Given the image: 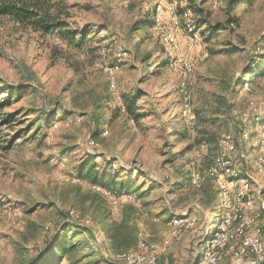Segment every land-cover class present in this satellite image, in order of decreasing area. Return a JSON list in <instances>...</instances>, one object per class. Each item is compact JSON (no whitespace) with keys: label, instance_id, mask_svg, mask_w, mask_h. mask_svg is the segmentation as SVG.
Returning a JSON list of instances; mask_svg holds the SVG:
<instances>
[{"label":"rangeland","instance_id":"obj_1","mask_svg":"<svg viewBox=\"0 0 264 264\" xmlns=\"http://www.w3.org/2000/svg\"><path fill=\"white\" fill-rule=\"evenodd\" d=\"M229 1L195 0V14L181 13L187 0H162L177 11L164 21L161 0H64L70 27L87 31L80 47L1 21L0 98L13 102L0 116V264H36L61 236L75 244L63 263L75 264H124L119 256L142 243L159 264H231L243 233L253 227L264 241V165L253 161L263 151L264 74L249 73L264 59V0ZM128 93L139 96L136 117L125 111ZM243 132L253 133L249 196L234 188L235 210L221 213L210 168L220 142ZM93 157L100 170L116 161L115 188L128 182L131 192L78 178ZM61 256L56 245L42 264Z\"/></svg>","mask_w":264,"mask_h":264},{"label":"trees","instance_id":"obj_2","mask_svg":"<svg viewBox=\"0 0 264 264\" xmlns=\"http://www.w3.org/2000/svg\"><path fill=\"white\" fill-rule=\"evenodd\" d=\"M171 1H178V0H171ZM195 0H187V6H185L181 13L185 12L187 9H191L193 13H197V9H195V5L192 4ZM243 0H230L229 5L230 7H234V5L238 2H242ZM251 2V0H247ZM201 10V9H200ZM177 12V11H176ZM69 13L67 12V5L64 4V0H0V24L3 19H9L13 21L20 27L24 29H32L36 32H39L43 36L57 34L61 39L69 42L74 43L76 46L80 47L82 42L87 39V31H79L78 29H72L70 27V23L68 21ZM231 20H229L230 22ZM148 25L153 24V21L148 19ZM80 35V38L76 36ZM254 68L249 71L252 76L257 77L264 74V59H260L255 61ZM113 67V66H112ZM245 79L243 78L242 81ZM241 81V83H243ZM139 96L133 93H128L123 96L124 108L128 116L136 117L138 116L137 111L140 110V106L138 104ZM13 102V95L12 93L9 94L6 98H0V116L4 113V110L10 106ZM13 115L8 114L6 117V121H11ZM253 123H257L255 120L252 121L250 125L252 126ZM101 123L95 122L94 123V130H93V137L100 134ZM251 137L245 138L244 132L242 133V137L240 135L239 140L235 143L236 145V155L234 158L233 155V166L237 169V174L240 178L249 177V169L251 168L246 161H249L250 158V151L252 149V138L253 133L250 132ZM258 149H256L257 151ZM234 153V154H235ZM102 156V155H100ZM250 158V159H249ZM258 158V154L256 152L255 161ZM117 162L114 161L108 163L105 170L98 169L95 158L86 159L78 168H77V177L81 179H87L92 184L100 185L101 187L113 192V193H121V192H131L127 188H129L128 182H121V189L117 190L115 187L118 185V175L113 168V164ZM106 166V164H105ZM126 183V184H125ZM61 227L54 236V241L58 238L60 232L65 233L67 228L69 227L68 224L62 223L60 224ZM62 233V234H63ZM115 235H118V230L113 231ZM113 234V237L115 235ZM57 242L53 244L52 247L56 245H62V256H61V264H75L71 261V258L68 259L69 262L63 263L62 257L68 255L69 252L73 250L75 244L69 245L66 247L64 245V236H61ZM214 235H207L205 237V244H208L210 241H214ZM204 244V245H205ZM52 247L43 255L40 261H37L36 264H42L44 257L48 254V252L52 249ZM64 258V257H63ZM200 261V258H199ZM198 261V262H199ZM115 264V263H109ZM197 264V263H196Z\"/></svg>","mask_w":264,"mask_h":264},{"label":"bare ground","instance_id":"obj_3","mask_svg":"<svg viewBox=\"0 0 264 264\" xmlns=\"http://www.w3.org/2000/svg\"><path fill=\"white\" fill-rule=\"evenodd\" d=\"M176 3V2H175ZM171 3L169 7V12L172 15H176V8ZM176 6V5H175ZM162 9L161 3L157 4V8L155 9L157 12H159ZM188 31L196 35L195 26L192 23L187 24ZM167 42L169 45L176 46L177 44V37L173 34L169 35L167 37ZM203 56L206 58L209 56L208 51L203 53ZM110 71H113V67H108ZM181 92L183 93L184 97L187 99L189 96H187L188 91L185 88L181 89ZM189 102L187 101V109H186V115L188 118V122L191 126V128H195V125L197 123V114L193 109L189 106ZM258 125L260 126L261 130L264 132V117H260L258 119ZM245 138L250 137L247 135V133L244 132ZM263 145L262 149L263 151L258 154L257 163L260 166L264 165V139L262 140ZM236 151V145L234 142H231L228 139H223L220 142V151L213 163V165L210 168V173L218 178V184H219V192L221 196V213H228L233 212L235 210V199L232 196L233 189H237V198L240 197V193L243 192V198L246 196H249L248 189L250 187V179L247 177L240 178L237 174V169L233 166V157L232 154ZM220 176L222 179H220ZM226 177V178H225ZM227 183H233L232 187H227ZM231 197V201L230 198ZM182 220V218L180 219ZM251 222L250 219H247L246 223L249 224ZM220 232V230H219ZM215 236V235H214ZM255 238H260L258 234H254ZM209 246H213V250H216L219 248L220 243L218 241V237L215 236V240L208 243ZM264 248V241L260 238V242H255V249H247V252H243V250H240L237 256L233 259L231 264H240V263H248L251 258L259 257V249ZM153 253V258H158V252L155 247H150V245L146 243H142L139 249H129L125 252H123L119 257L122 261H124V264H132L133 262H145L147 258H150L151 254ZM261 264H264V258L261 259Z\"/></svg>","mask_w":264,"mask_h":264},{"label":"built area","instance_id":"obj_4","mask_svg":"<svg viewBox=\"0 0 264 264\" xmlns=\"http://www.w3.org/2000/svg\"><path fill=\"white\" fill-rule=\"evenodd\" d=\"M161 5H162V13H160L159 15H161L162 18H165L166 16L164 17V13H168V19L167 20L164 19V21H172L173 15L171 13H169L168 8L162 2V0H161ZM170 31H176L177 35H178L180 32V28H176V27L170 28ZM190 45H191V48L194 47V41H191ZM262 136H264V135H262ZM220 179L224 180L221 178V176H220ZM232 184L233 183H227V187H232ZM243 195H244L243 192H241L240 193L241 199H243ZM229 199L231 201V197ZM259 222H264V218L262 220H259ZM262 237H264V232L262 234ZM255 242H260V238L254 237L253 227H252V229L250 231H246L245 233H243L241 235V239L239 241V250H243V252H247V249H255ZM262 258H264V248L259 249V257L251 258V260L248 263H240V264H261ZM159 259L160 258H153V253H152L150 258H147L145 260V262H133L132 264H159Z\"/></svg>","mask_w":264,"mask_h":264}]
</instances>
